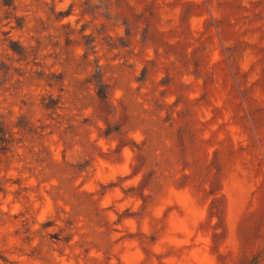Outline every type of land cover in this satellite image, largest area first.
Segmentation results:
<instances>
[{
  "label": "rangeland",
  "instance_id": "rangeland-1",
  "mask_svg": "<svg viewBox=\"0 0 264 264\" xmlns=\"http://www.w3.org/2000/svg\"><path fill=\"white\" fill-rule=\"evenodd\" d=\"M0 264H264V0H0Z\"/></svg>",
  "mask_w": 264,
  "mask_h": 264
}]
</instances>
